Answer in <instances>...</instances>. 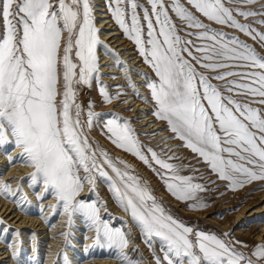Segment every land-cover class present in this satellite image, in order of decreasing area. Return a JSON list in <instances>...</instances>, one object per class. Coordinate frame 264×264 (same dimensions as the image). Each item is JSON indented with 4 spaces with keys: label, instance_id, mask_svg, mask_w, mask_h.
<instances>
[{
    "label": "snow or ice",
    "instance_id": "snow-or-ice-1",
    "mask_svg": "<svg viewBox=\"0 0 264 264\" xmlns=\"http://www.w3.org/2000/svg\"><path fill=\"white\" fill-rule=\"evenodd\" d=\"M108 8L154 72L155 79L148 78L146 85L154 115L166 123L171 139L182 142L178 147L190 149L233 191L264 182V53L212 26L238 30L264 48V0H108ZM0 28V150L8 144L22 150L18 157L8 154L9 163L34 169L20 179L33 188L43 186L38 200L55 198L48 207L53 216H67L68 231L60 233L66 245L71 244L74 217L80 215L95 233L91 249L114 252L122 264H142L127 251L130 231L102 218L104 202L98 206L79 199L85 184L95 192L97 179L104 178L115 201L138 225L155 264H264V243L249 256L237 247L247 245L230 232L187 226L134 174L131 164L90 139L93 121L101 114L90 105L87 119H81L76 86L90 87L98 80V47L128 71L100 39L93 0H0ZM99 91L112 102L107 86ZM104 128L111 143L147 165L176 200L191 202L193 210L208 207L199 196L207 191L205 185L182 174L183 164L171 162L179 157L146 148L122 117L113 116ZM17 193L16 203L31 204L23 183L14 189L0 181L5 198ZM40 212L54 226L43 204ZM8 230L7 225L0 229ZM18 254L14 249L13 256ZM58 255L68 264L66 252ZM33 259L39 264L38 257Z\"/></svg>",
    "mask_w": 264,
    "mask_h": 264
},
{
    "label": "rangeland",
    "instance_id": "rangeland-1",
    "mask_svg": "<svg viewBox=\"0 0 264 264\" xmlns=\"http://www.w3.org/2000/svg\"><path fill=\"white\" fill-rule=\"evenodd\" d=\"M102 1H103L102 5H105L104 7L109 11V14L111 15V11L108 8V0H102ZM93 2L95 5L99 3V0H93ZM140 2L146 4V0H140ZM249 7H255V6H249ZM208 23H212V22H208ZM212 26L215 28H221L224 31H227L230 35L234 34L240 36L241 39L246 40L249 44H254V46L257 47L258 51L264 53V48H261L259 44H256L249 37L245 36L242 33H239L238 30L231 29L226 26L216 25L214 23H212ZM0 31H2V28H0ZM121 37L128 39L126 35L125 36L122 35ZM104 43L107 44L109 47L111 46L107 42ZM100 49L101 46H99L97 49L98 56L99 58H103V55H99L101 54ZM111 52L114 53V50L112 49ZM102 60L104 59H101L100 63L102 62ZM122 61L126 63L127 68L131 69L135 67V66L128 67L129 62H126V60H122ZM130 74L131 72L128 71L126 77L130 76L131 80H133L134 75H130ZM147 74H148L147 77L143 75L145 77V80L141 83V85L145 86V88H147L146 85L148 82V78L155 79V74H150V73ZM111 75L113 74L108 72H100L98 80L94 79L92 81L91 87L92 85H94L95 88L98 89L95 95L89 86L83 84L76 86L78 91L77 103H79L83 109L81 114V119L82 120L87 119V112L89 111L90 105H92L91 108L92 111L101 114L97 116L93 121V126L89 132L90 139L94 141H98L99 144L103 146L105 149H107L109 153L114 157L124 159L129 164H131L133 169L135 170L134 174L139 175L143 180L148 182L150 187L153 189L154 194L157 196L158 199L163 201L164 205L168 208V210L175 218L181 220L187 226L193 227L195 230H202L216 234H220L223 232H230L232 239L239 240L243 244L247 245L246 248L241 247L239 245L237 247H239L242 252L251 256V253L254 250L255 246L260 243H264V240L261 239L259 240L258 238V235L260 234H262V236L264 235L263 232L264 213H258L253 216H248L249 213L247 212L240 218H238L237 215L245 207V205L247 206L249 203L253 202L252 205H250V207L248 208V210L250 211L264 205V199L261 198V195L264 192V182H259V181L253 182L252 184L246 186L242 190L233 191L226 186L227 182L218 180L217 176L214 173H212L211 170L207 168L206 165L201 161V159L195 153H192L190 149L184 147H178V145H180L182 142L170 138L172 136V133L168 130L165 122L162 121L163 126L160 127L159 130L169 131L170 137L166 139H164L166 136L161 135L160 138L157 140L160 134L158 130L150 131V132L144 131L145 127L142 125L140 126L139 122H137L140 120L139 115L137 113L135 114L134 112L132 113V110H134L136 107H131V106L124 107L122 102H118L117 104L113 103L117 99L116 96L120 92H124V91H119L124 86H122V84L121 86H119L117 84H113L112 82H104L105 79L102 80L103 77L104 78L106 76L111 77ZM112 81L115 80L112 79ZM101 86H107V90L109 94L113 97L111 103H107L104 100L103 96L101 95L99 91ZM135 90L139 92L137 87L135 88ZM140 91L143 90L140 89ZM147 92H148L147 94L146 92H143L142 93L143 95L141 96L148 97V101L152 106L151 112L154 113L155 109L153 106V102L151 101L150 89L147 88ZM108 108L111 109L108 110ZM113 116H119L122 117L124 120L129 121L131 123V126L134 128L137 137L145 145L146 148L151 147L154 150H156L158 153L164 155L165 157L171 155L179 157L178 160H174L171 162L177 164H183L184 170L182 174L195 176L198 178L196 182L205 185L207 191L201 192L199 196L208 205V207L204 209L193 210L190 207H188V203L191 202H183L176 200L173 196H171L170 193L167 192L163 180H161L160 177L156 175V173H154L147 165H145L137 157H134L132 154L126 153L122 149H119L115 145H113L111 141L107 138V135H105L106 129L104 128L106 122L109 119L113 118ZM121 122H123V120ZM168 140L174 141L176 145L166 143ZM129 159H131L136 164L130 162ZM197 169L198 171H196ZM81 174L83 175V173ZM39 191H40V187L37 185L34 189V192L37 193ZM85 191H87L88 193L84 194ZM52 197L53 196L49 195L46 197V199L47 198L50 199ZM79 199H84L86 202L89 203L96 202L98 206H100L101 201H103L104 206L101 207L102 218L108 221L112 227L122 228V230L126 232L130 231V240L133 241V244L136 245L134 248H132L131 251H128L129 254L134 259L142 260V264H155L152 250L144 242L142 233L140 232L138 225L132 221L130 215L128 213H125L123 209L119 206V204L115 201L114 197L112 196V193L109 190L108 182L104 178L97 179L95 192L91 190L90 185L85 184L84 190L81 192ZM55 203L56 200L54 198V203L51 204H55ZM30 205L32 209L37 211V213L39 212L41 215L39 202L38 203L32 202ZM45 214L51 217V224L53 225L58 224L59 221H62L61 223L64 222L65 225L61 227H64V229H66L64 231H68V227L66 223L67 221L66 215L60 214L57 216H53L52 209L51 208L49 209L48 206L45 208ZM78 217L81 216L76 215L74 217L75 223L71 229L72 235L71 237H69V239L71 240V244L66 245L65 238L62 235H59L58 238L60 239L59 241L60 245H57L59 251L55 255H52L50 253H54V252L49 249H52L53 247L45 246V244H48V242H41L43 239H40L39 238L40 234L35 232V239H34L36 244L35 255L32 254L31 248L26 249V246L23 243H21L18 247L20 253L19 256L17 257V262H19L20 264H24L23 255H29L30 256L29 261L31 264H37V261L33 259L34 256L39 258V264H45L46 257H50V259H53V261L52 260L49 261L52 264H65L63 257L58 255L61 252H66L68 257V264H77V259L81 260L83 256L86 255L87 253L90 256L99 259L105 257H110V258L115 257L114 252H110L106 249L105 250L91 249L89 246L93 243V239L91 244L86 245L87 241L85 239L88 238L87 234L90 231L87 225L85 224L84 219L81 217V220H78L77 219ZM49 227L52 228L53 226L49 225ZM2 228L3 227H0V229ZM79 233H81V235H79ZM31 235L33 236L32 232L30 233V236ZM94 235H92L91 237H94ZM0 236L2 239L5 238L8 246H10L9 248L15 246L16 243H12V240L14 239L12 233L8 235L7 233H3L2 231H0ZM86 249L88 250L86 251ZM156 250L159 253L158 242L156 245ZM70 252L72 253L69 254ZM159 254L162 255V253ZM252 259L256 260L257 258L255 256H252Z\"/></svg>",
    "mask_w": 264,
    "mask_h": 264
},
{
    "label": "bare ground",
    "instance_id": "bare-ground-1",
    "mask_svg": "<svg viewBox=\"0 0 264 264\" xmlns=\"http://www.w3.org/2000/svg\"><path fill=\"white\" fill-rule=\"evenodd\" d=\"M102 2V0H99V3L94 5L96 25L100 29V39L111 45L110 47L108 46V48L111 50L113 49L114 53H118L122 60H126V62H129L128 67L135 66L131 69L128 68V71L131 72L130 75H134V79L131 80V82L136 85L139 92L130 86L129 79L128 77H126L128 71H125L123 65H117L114 56L110 52L106 51L103 46H101V54H99L103 55V58L99 59H104L100 63V72H108L112 73L113 75H111V77H103L102 80L105 79L104 82H112L113 84H117L119 86H121L122 84V86L124 87L119 91L124 92H120L116 96L117 99L113 103L117 104L118 102H122L124 107H136L134 110H132V113L134 112L135 114L137 113L139 115L140 120L137 122H139L140 126L142 125L145 127L144 131L150 132L158 130L160 134L157 140L160 138L161 135L166 136L164 138L166 139L170 137L169 131L159 130V128L163 126L162 121L159 120L153 112H151L152 106L150 105L149 101H146L144 97L141 96L143 95V92H146V94L148 93L147 88L141 85V83L145 80V77L141 75V73L154 74V72L144 62L143 57L139 55L138 49L135 46L134 42L121 37L122 35L125 36V34L122 32V29H120L119 26L115 23L114 19H112V16L109 14V11L104 7L105 5H102ZM112 79H114L115 81H112ZM90 88L95 95L98 89H96L94 85H92V87L90 86ZM140 89L143 91H140ZM111 108H108V110ZM166 143L176 145L172 140H168ZM21 151V149L16 148L13 144H8L7 146H5L4 150H0V181L10 182L14 189L17 184L23 183L24 193L27 194V197L29 200H31V203L39 202V206L43 204L46 208L48 205H51V203H54V197L50 199L47 198L44 201L38 200L37 195L34 192L35 188L31 187L26 179L24 181H21L20 179L21 177L26 178L29 173L34 171V169L23 163H14V166L10 165L9 163L8 154H11L13 157H18ZM129 161L133 164H136L131 159H129ZM38 186L40 187V191H43V186ZM86 193L88 192L85 191L84 194ZM19 195L20 193H17L16 197L5 198L3 194H0V220H3L5 222V225L8 226L9 230L7 234H13L14 239L12 240V243H16L15 246L9 248L10 246H8L5 238L2 239L0 236V264H20L19 262H17V257L19 256V254L17 256H13V251L15 249L18 251V253H20L18 247L21 244V241L26 246V249L31 248L32 254L35 255L36 252L33 249V245H35L36 249V244L35 240L33 239V236H30L31 232H37L38 234H40L39 238L43 239L41 242H48V244H45V246H52L53 248L49 250H52L54 253L50 254L55 255L59 251L57 245H60V239L58 238L60 232L66 230L64 229V227H61L65 225L64 222L61 223L62 221H59L58 224L50 228L48 223L45 222L43 216H41L39 212L37 213V211L32 209L30 204L23 203L21 205L16 203V200ZM261 198L264 199V192L261 195ZM252 203H249L247 206L245 205V207L238 213L237 217L240 218L247 212L249 213L248 216H253L258 213H264V205L257 207L252 211L248 210ZM77 219L81 220V217H78ZM5 225H0V227H4ZM16 230H19L20 233L18 237L15 235ZM94 234L95 233L93 231H90L87 234L88 238L85 239L87 241L86 245L92 243L91 236ZM79 235H81V233H79ZM258 238L259 240H264V235L262 236V234H260L258 235ZM135 245L136 244H133L132 241L127 251H131L132 248L135 247ZM71 253L72 252H70L69 254ZM29 257V255H23L24 264H31L29 261ZM51 260L53 261V259H50V257H46L45 264H52L49 262ZM77 264H122V261L115 257H105L100 259L94 258L87 253L83 256L81 260L77 259Z\"/></svg>",
    "mask_w": 264,
    "mask_h": 264
}]
</instances>
